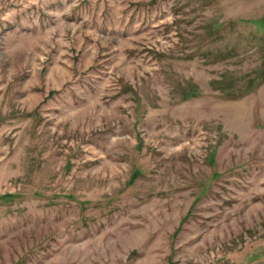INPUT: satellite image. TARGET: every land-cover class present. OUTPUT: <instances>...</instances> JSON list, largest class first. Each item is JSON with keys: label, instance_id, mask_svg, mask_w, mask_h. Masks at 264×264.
<instances>
[{"label": "rangeland", "instance_id": "rangeland-1", "mask_svg": "<svg viewBox=\"0 0 264 264\" xmlns=\"http://www.w3.org/2000/svg\"><path fill=\"white\" fill-rule=\"evenodd\" d=\"M0 264H264V0H0Z\"/></svg>", "mask_w": 264, "mask_h": 264}]
</instances>
